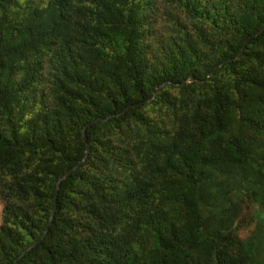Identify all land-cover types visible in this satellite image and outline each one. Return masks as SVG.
<instances>
[{
  "label": "trees",
  "instance_id": "16d2710c",
  "mask_svg": "<svg viewBox=\"0 0 264 264\" xmlns=\"http://www.w3.org/2000/svg\"><path fill=\"white\" fill-rule=\"evenodd\" d=\"M262 26L264 0H0V264H264Z\"/></svg>",
  "mask_w": 264,
  "mask_h": 264
},
{
  "label": "water",
  "instance_id": "95a60500",
  "mask_svg": "<svg viewBox=\"0 0 264 264\" xmlns=\"http://www.w3.org/2000/svg\"><path fill=\"white\" fill-rule=\"evenodd\" d=\"M264 29V26H262L254 35H258L259 33H261V31ZM219 66H221V64H219L217 67H219ZM216 67V68H217ZM214 71V69L211 71V72H213ZM194 80V77L193 76H189L187 79H185L183 82H181V83H177V82H171V81H165V82H163V83H161L155 90H154V92H153V94H152V96L150 97V98H148V99H146L145 101H143V102H145V103H147V102H150L154 97H155V94L161 89V87H163V86H165V85H168V84H174V85H178V86H183V85H185L186 83H188V82H191V81H193ZM121 112H123V111H121ZM120 113H116V114H110V115H108L107 117H104V118H96V119H94L93 121H90V122H88L86 125H84L83 127H82V130H81V137H82V139H83V141L86 143V151H85V154H84V158L79 162V163H77V164H75L73 167H71V168H69L68 170H66L64 173H62L59 177H58V179H57V181H56V183H55V189H54V203H53V206H52V208H51V211H50V214H49V217H48V221H47V223H46V225H45V228H44V230H43V232H42V234H41V236H40V238H39V240H41L44 236H45V234L47 233V231H48V228H49V225L51 224V222H52V218H53V216H54V214H55V210H56V204H57V195H58V190H59V187H60V183H61V181L63 180V179H65L70 173H72L75 169H77V167H78V165L85 159V157L88 155V153H89V150H90V147H89V144H88V142H87V138H86V136H85V128L87 127V126H90V125H93V124H95V123H98V122H103V121H106L107 119H109V118H111L112 116H114V115H119ZM36 244V242H34V243H31L30 245H28L26 248H25V250H23L17 257H16V259L14 260V262L12 263V264H16L17 263V261L25 254V252L26 251H28L29 249H31L34 245Z\"/></svg>",
  "mask_w": 264,
  "mask_h": 264
},
{
  "label": "rangeland",
  "instance_id": "374dc122",
  "mask_svg": "<svg viewBox=\"0 0 264 264\" xmlns=\"http://www.w3.org/2000/svg\"><path fill=\"white\" fill-rule=\"evenodd\" d=\"M2 209H3V201L0 199V222H1ZM246 232H247V230L244 229V227H242L241 230L239 231V233H240L241 236L246 235L245 234Z\"/></svg>",
  "mask_w": 264,
  "mask_h": 264
}]
</instances>
